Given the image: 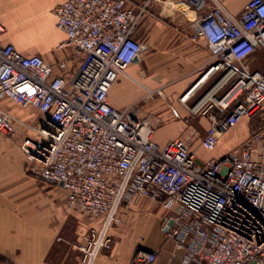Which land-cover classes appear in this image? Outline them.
<instances>
[{"label":"built area","instance_id":"2783aa9c","mask_svg":"<svg viewBox=\"0 0 264 264\" xmlns=\"http://www.w3.org/2000/svg\"><path fill=\"white\" fill-rule=\"evenodd\" d=\"M153 1L65 0L57 6V26L68 38L61 47L71 45L82 56L71 78L56 74L42 55L4 42L0 22V134L15 140L25 125L1 106L4 100L38 113L29 126L35 136L21 137L19 147L30 174L61 186L65 210L89 222L74 245L80 264H94L111 247L119 209L142 199L159 204L162 231L172 221L165 231L172 247L139 246L129 264H264V127L221 157L197 154L199 145L214 150L221 136L264 105V69L246 62L264 52V0H249L239 15L227 0H167L184 5V13L200 10L193 37L207 41L212 58L201 80L215 72L220 77L202 105H186L194 115H209L205 135L191 126L163 146L135 106L116 109L108 99L143 48L138 30ZM0 264L14 263L0 258Z\"/></svg>","mask_w":264,"mask_h":264},{"label":"crops","instance_id":"0c3cea01","mask_svg":"<svg viewBox=\"0 0 264 264\" xmlns=\"http://www.w3.org/2000/svg\"><path fill=\"white\" fill-rule=\"evenodd\" d=\"M64 1L0 0V22L5 27L2 34L4 42L13 44L24 54L42 55L47 62L54 65L56 74L71 78L77 71L82 56L71 45L61 47L68 38L57 26L54 9ZM145 1L133 0V3L141 5ZM248 1L227 0L225 5L233 14L239 15ZM175 3L167 0L152 2L138 30V37L144 44L143 49L128 67L127 74L121 75L113 83L108 94L109 103L116 109L135 106L136 116L147 119L153 125V139L161 146L179 137L191 126L199 130L200 138L205 135L210 125L209 115H194L187 106H200L208 100L205 96L220 77V73L215 72L201 80L212 58L207 41L193 37L192 20L200 15V10L188 9L184 13V5ZM263 53V50L255 52L247 59V65L252 69H264ZM61 62H66V68H60ZM197 82L199 83L189 98L185 103L182 102L180 98ZM1 106L26 121L36 112L33 109L23 110L25 108L22 107L15 113L14 108L19 105L9 99L4 100ZM263 110L264 105L255 115L243 118L221 136L216 148L212 150L216 151L214 157H221L242 145L264 127V121L260 120ZM29 135L35 136L34 133ZM200 150L205 149L199 145L197 153ZM65 198L66 193L61 186L48 184L30 174L20 147L0 135L2 261H11L14 264H44L20 259L16 247L22 243L28 247L32 244L42 245L45 249L58 246L56 249L65 258L73 256L65 241L58 240L60 233L69 225L74 230L71 220L75 217L78 221L77 230H80L77 233L80 241L90 224L65 210ZM104 250L94 264L101 256H105L109 264H116L114 254H108ZM132 256H124L117 264H129ZM160 259L165 258L161 256Z\"/></svg>","mask_w":264,"mask_h":264},{"label":"rangeland","instance_id":"374dc122","mask_svg":"<svg viewBox=\"0 0 264 264\" xmlns=\"http://www.w3.org/2000/svg\"><path fill=\"white\" fill-rule=\"evenodd\" d=\"M143 22H141V26ZM21 108V106H15V113H18ZM28 109L29 108H25L23 110ZM33 114L34 116H31L28 121L22 118L25 125L23 128H19L15 140L6 138L4 135L0 134L1 137L12 141L19 146L21 137L33 134V130L29 128V126H32L37 121L38 113L33 112ZM260 120L261 122L264 121V110L262 111ZM214 153H216V151L200 150L197 154L200 157L207 159L214 157ZM118 215L121 218V223H116L112 226L109 231L112 237L111 247L104 250L108 254H114L113 259L116 261V264L120 263L124 256H128L129 254L133 255L139 246L142 245L149 249H163L165 252L172 247L167 241L165 231H162L164 215L159 204L156 202L144 199L137 205L133 203L129 206L120 208ZM71 221L73 222L74 230L72 231L69 227L70 225L68 228L65 227L64 231L60 233L59 238L60 240L65 241L68 250L74 254L73 256L65 258L64 254L56 249L58 246H50L48 249H45V246L42 245L33 246L32 244L31 247H28L22 243L16 247L20 259L23 261L25 260L26 262L36 261L44 264H80L82 253L74 247V245H78L79 243L77 233H79L80 230H77V219L72 217ZM67 233L68 236H65ZM96 264H109V262L106 260L105 256H101Z\"/></svg>","mask_w":264,"mask_h":264},{"label":"water","instance_id":"95a60500","mask_svg":"<svg viewBox=\"0 0 264 264\" xmlns=\"http://www.w3.org/2000/svg\"><path fill=\"white\" fill-rule=\"evenodd\" d=\"M143 49V48H142ZM172 223V221H169V224L166 226L165 231L168 230L169 225Z\"/></svg>","mask_w":264,"mask_h":264}]
</instances>
